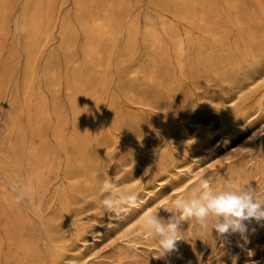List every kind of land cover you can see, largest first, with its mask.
<instances>
[{
    "label": "rangeland",
    "instance_id": "obj_1",
    "mask_svg": "<svg viewBox=\"0 0 264 264\" xmlns=\"http://www.w3.org/2000/svg\"><path fill=\"white\" fill-rule=\"evenodd\" d=\"M207 177L264 200V0H0V264H264V220L136 236Z\"/></svg>",
    "mask_w": 264,
    "mask_h": 264
},
{
    "label": "clouds",
    "instance_id": "obj_2",
    "mask_svg": "<svg viewBox=\"0 0 264 264\" xmlns=\"http://www.w3.org/2000/svg\"><path fill=\"white\" fill-rule=\"evenodd\" d=\"M202 183L205 188L199 198L191 200L177 198L174 201V208H165V211L172 214L169 219L165 220L157 214L144 218L141 230L136 233V236L147 239L153 234L158 235L160 246L158 258L175 250L177 241L180 240L178 232L183 218L195 217L202 228L207 229V218L210 215L215 216L217 219L212 230L215 229L219 237L231 233H244L246 231L244 221L264 220V200L254 198V189L251 186L239 195L235 192L223 191L214 193L207 187L209 180L206 179ZM103 190L107 195L100 204L106 211L113 214L114 220L122 219L123 214L137 202V196L134 193H130L127 189L121 190L117 184L110 181L103 184ZM220 217L224 218V222H220ZM131 239L132 237H129V240ZM134 246L129 244V247Z\"/></svg>",
    "mask_w": 264,
    "mask_h": 264
},
{
    "label": "bare ground",
    "instance_id": "obj_3",
    "mask_svg": "<svg viewBox=\"0 0 264 264\" xmlns=\"http://www.w3.org/2000/svg\"><path fill=\"white\" fill-rule=\"evenodd\" d=\"M25 7H26V6H25ZM3 9H4V8H3ZM4 10H5V9H4ZM51 10H52V9H51ZM31 12H32V11H31ZM51 12H52V11H51ZM51 12H50V13H51ZM77 12H78V11H77ZM27 14H28V13H27ZM45 14H46V13H45ZM37 15H38V14H37ZM50 15H51V14H50ZM37 17H38V16H37ZM36 23H37V22H36ZM24 24H25V23H24ZM28 24H30V23L28 22ZM44 24L47 25V21H46V23H44ZM37 25H38V24H37ZM40 25H41V24H40ZM29 26H30V25H29ZM29 26H28V27H29ZM42 26H43V25H42ZM48 26H49V25H48ZM96 26H97L98 28H100V27H101V23H100V22H96ZM29 28H30V27H29ZM24 29H26V28L24 27ZM27 29H28V28H27ZM24 31H25V30H24ZM30 31H31V28H30ZM42 32H43V31H42ZM105 32H106V31H105ZM107 32H108V31H107ZM31 33H32V32H31ZM33 33H34V30H33ZM45 33H46V32H45ZM37 34L39 35V32H38ZM44 36H45V35H44ZM32 38H33V37H31V39H32ZM36 38H37V37H36ZM29 39H30V38H29ZM37 39H38V38H37ZM46 40H47V39H46ZM45 42H46V41H45ZM35 44H36V43H35ZM35 44L33 43L32 45L35 46ZM39 44H40V43H39ZM41 46H42V45H41ZM30 47H31V46H30ZM30 47H29V48H30ZM36 48H37V47H36ZM40 48H42V47H40ZM27 50H28V49H27ZM32 50H33V47H32ZM178 50H179V49H178ZM35 51H36V50H35ZM35 53H36V52H35ZM28 54H29V53H28ZM28 56H30V55H28ZM28 56H27V57H28ZM30 57H31V56H30ZM33 57H34V56H33ZM31 58H32V57H31ZM28 60H29V57H28ZM32 60H33V59H31V62H32ZM26 62H27V61H26ZM33 63H34V62H33ZM26 64H27V63H26ZM27 66H28V64H27ZM30 66H31V65H30ZM26 68H27V67H26ZM28 68H29V67H28ZM28 68H27V69H28ZM150 81H151V80H150ZM206 179L210 181V183L207 185V187H209V188L211 189V180H210L209 177H207ZM206 179H204V180H206ZM204 180H203V181H204ZM202 185H203V190H204L205 185H204L203 183H202Z\"/></svg>",
    "mask_w": 264,
    "mask_h": 264
}]
</instances>
